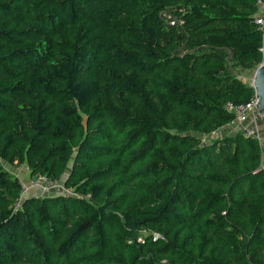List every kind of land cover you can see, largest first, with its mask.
<instances>
[{"label": "trees", "instance_id": "trees-1", "mask_svg": "<svg viewBox=\"0 0 264 264\" xmlns=\"http://www.w3.org/2000/svg\"><path fill=\"white\" fill-rule=\"evenodd\" d=\"M260 4L0 0V264H264L260 141L201 139L253 96ZM13 161L63 189L18 201Z\"/></svg>", "mask_w": 264, "mask_h": 264}, {"label": "built area", "instance_id": "built-area-1", "mask_svg": "<svg viewBox=\"0 0 264 264\" xmlns=\"http://www.w3.org/2000/svg\"><path fill=\"white\" fill-rule=\"evenodd\" d=\"M253 22L261 31V62L259 64H262L264 63V54L262 53V47L264 45V13L259 14L257 17H255ZM168 23L172 24L173 21L171 19H168ZM256 100L257 99L253 93V96L248 101L237 104L228 101L225 102L223 108L233 114V119L231 122L243 123L244 121H246L249 115L257 114L254 106L256 105ZM240 131L244 136L254 137L260 141L257 130L254 126H242ZM59 184L60 183L57 180L51 179L46 175L37 174L30 176L26 182L22 183L17 199L18 201H20L32 190L37 191L38 193L48 192L53 188L59 187ZM65 191L69 194H73L69 189H66Z\"/></svg>", "mask_w": 264, "mask_h": 264}, {"label": "rangeland", "instance_id": "rangeland-1", "mask_svg": "<svg viewBox=\"0 0 264 264\" xmlns=\"http://www.w3.org/2000/svg\"><path fill=\"white\" fill-rule=\"evenodd\" d=\"M264 13V5H259V12L258 14H262ZM241 78L243 81L249 83H251V73L249 72H245L243 73V75H241ZM248 120L251 119V120H255V124H256V130H257V133H258V136L260 138V146H261V149H262V156L264 157V117L261 118L259 117L257 114H253V115H249ZM246 119V120H247ZM229 132V130H224L223 128H220L218 130H216L215 132H212L210 133L209 135L207 136H202L201 139L202 140H205V141H208V140H212L214 138H218L220 136H223V135H226L227 133ZM238 132V131H237ZM2 166L8 170L9 172L13 173L21 183H24L27 181V179L29 178V171L27 169V167L25 166L24 163H20V162H17V161H13L12 163H6V162H2ZM60 186L59 187H56V188H53L51 189L50 191L46 192V194L48 193H54V192H59L62 190V185L59 184ZM29 194H37L36 191L32 190L30 191ZM142 235L144 233H141Z\"/></svg>", "mask_w": 264, "mask_h": 264}, {"label": "water", "instance_id": "water-1", "mask_svg": "<svg viewBox=\"0 0 264 264\" xmlns=\"http://www.w3.org/2000/svg\"><path fill=\"white\" fill-rule=\"evenodd\" d=\"M262 53L264 54V45L262 47ZM250 86L253 88L254 95L256 97L255 110L259 117H264V63L258 64L252 71Z\"/></svg>", "mask_w": 264, "mask_h": 264}, {"label": "crops", "instance_id": "crops-1", "mask_svg": "<svg viewBox=\"0 0 264 264\" xmlns=\"http://www.w3.org/2000/svg\"><path fill=\"white\" fill-rule=\"evenodd\" d=\"M242 126H254L255 128L257 127L255 124V120L247 119L243 123L230 122L229 124L221 128H223L224 130H229L227 134H233L234 132L240 131Z\"/></svg>", "mask_w": 264, "mask_h": 264}]
</instances>
